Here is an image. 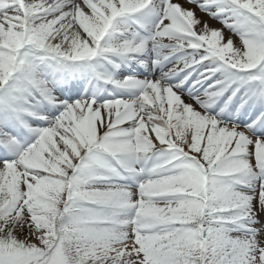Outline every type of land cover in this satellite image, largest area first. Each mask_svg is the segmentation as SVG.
Segmentation results:
<instances>
[{
	"label": "snow or ice",
	"instance_id": "1",
	"mask_svg": "<svg viewBox=\"0 0 264 264\" xmlns=\"http://www.w3.org/2000/svg\"><path fill=\"white\" fill-rule=\"evenodd\" d=\"M0 264H264V0H0Z\"/></svg>",
	"mask_w": 264,
	"mask_h": 264
}]
</instances>
